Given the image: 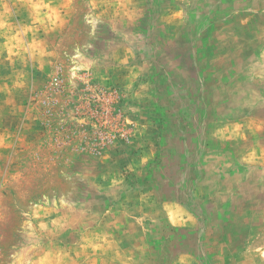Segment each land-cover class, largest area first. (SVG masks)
<instances>
[{
	"label": "rangeland",
	"instance_id": "1",
	"mask_svg": "<svg viewBox=\"0 0 264 264\" xmlns=\"http://www.w3.org/2000/svg\"><path fill=\"white\" fill-rule=\"evenodd\" d=\"M0 264H264V0H0Z\"/></svg>",
	"mask_w": 264,
	"mask_h": 264
}]
</instances>
